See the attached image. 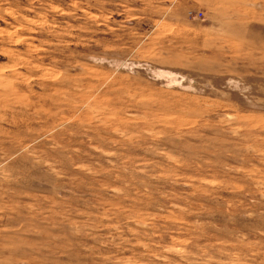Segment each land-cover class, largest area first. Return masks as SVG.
<instances>
[{"label": "rangeland", "instance_id": "rangeland-1", "mask_svg": "<svg viewBox=\"0 0 264 264\" xmlns=\"http://www.w3.org/2000/svg\"><path fill=\"white\" fill-rule=\"evenodd\" d=\"M0 264H264V0H0Z\"/></svg>", "mask_w": 264, "mask_h": 264}]
</instances>
